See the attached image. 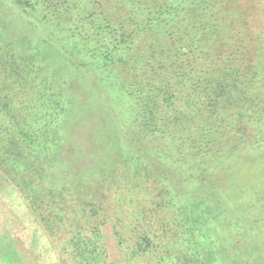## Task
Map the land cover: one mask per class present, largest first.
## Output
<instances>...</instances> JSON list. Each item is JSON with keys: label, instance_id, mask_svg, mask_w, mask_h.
<instances>
[{"label": "trees", "instance_id": "16d2710c", "mask_svg": "<svg viewBox=\"0 0 264 264\" xmlns=\"http://www.w3.org/2000/svg\"><path fill=\"white\" fill-rule=\"evenodd\" d=\"M5 1L36 36L6 41L0 28V160L50 226L70 230L46 235L61 253L74 264H264V190L235 183L223 139L247 134L228 130L232 118L264 119V0ZM76 72L100 82L98 150L73 140L76 116L100 114L87 95L72 101ZM241 106L246 116L220 113Z\"/></svg>", "mask_w": 264, "mask_h": 264}, {"label": "rangeland", "instance_id": "374dc122", "mask_svg": "<svg viewBox=\"0 0 264 264\" xmlns=\"http://www.w3.org/2000/svg\"><path fill=\"white\" fill-rule=\"evenodd\" d=\"M7 3L8 1L0 0V28L5 24L6 28H4L6 30L4 31V36L6 41L9 40L12 34L15 36L21 34L23 38H34L36 36L35 33L26 27L22 15L13 10ZM7 27L9 30H7ZM43 52L44 57H48L47 61L49 60V64H46L48 68L57 67L59 71H63L62 69L64 68L59 57L57 58L55 54L47 49L43 50ZM261 54L260 61L264 62V48ZM56 58L58 61H56ZM89 73L76 72L71 75L72 89L70 90H72V97L74 98L72 101L79 103L87 95L86 99L89 100V103H96L100 107V114H86L75 117V115H78L82 111L80 107L83 106V103H81L77 106V111L72 115V118H75L72 120L71 127L73 140L80 144L83 149L94 151L101 147L94 142L99 123L104 122L108 124L109 120L106 119L108 117L107 112L101 109L103 108L101 106L103 100L95 94L100 91L97 88L100 82L95 80L94 74ZM94 88L96 91H92ZM238 111L246 116L249 110L241 106L237 109L233 107L230 112L225 111L220 113L227 117V115L236 114ZM212 114V112H206L202 118H207L209 123L213 121ZM236 119L232 118V122L229 120L231 123L228 125V130L232 129L234 132L237 129L240 132L244 130L247 136L243 135L240 137L239 134H236L234 137L227 136V138H223L228 143V151L231 153L235 151L234 159L232 158V162H229L231 164L230 172L234 175L236 184L238 181V184L240 182L248 189L253 187L260 191L264 190V180L258 177L264 174V165L262 166L264 163V150L257 153H254L252 150V146H257L259 141L264 138V119L258 120L257 123L252 122L250 119L247 121L243 120L241 124ZM199 120L200 116H198V119H194L193 124H200ZM241 127L242 130H239ZM229 164L226 163L224 166H228ZM222 169L225 170L226 168ZM171 173H173V170ZM248 173L250 176L246 179L247 183H245L241 179V176ZM179 174L176 173L175 175L180 177ZM173 177L175 183L178 185L179 178L176 179L174 174ZM247 200L245 199L244 202H241L243 207L248 206L249 201L246 202ZM33 207L35 206H32L31 202L26 200L21 191L11 182L0 160V264H74L68 255L61 253L54 238L51 241L46 236L71 235L70 230H57L55 226H50V223L45 218L51 219L52 217L46 212L39 215L40 212L38 210L35 211ZM102 231L103 235L107 237L105 245L109 260L111 262L118 261L120 256L115 243L111 239V235H113L112 230L109 227H104ZM234 259H239V255H236Z\"/></svg>", "mask_w": 264, "mask_h": 264}]
</instances>
